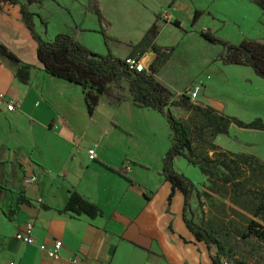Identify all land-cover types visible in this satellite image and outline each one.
<instances>
[{"label":"crops","instance_id":"0c3cea01","mask_svg":"<svg viewBox=\"0 0 264 264\" xmlns=\"http://www.w3.org/2000/svg\"><path fill=\"white\" fill-rule=\"evenodd\" d=\"M123 1L131 9L155 5L154 0H140L141 5L137 0ZM197 2L192 27L201 23L192 24L196 11L208 14L201 7L203 1ZM22 3L35 15V29L43 40L76 34L91 52L106 56L110 51L117 59L131 57L132 47L149 31L152 20L144 12L143 20L148 22L141 25L144 28L136 23L117 32L106 19L116 17L110 10L116 4L113 0H97L102 22L87 10L89 0ZM171 4L175 11L186 2L172 0ZM92 14L97 17L95 25ZM0 44L31 67V79L23 84L11 63L0 58V92L21 103L16 112L0 109V264H74V260L85 264H213L208 246L197 241L185 223V196L160 174L171 143L168 149L161 148L160 163L154 168L145 151L133 149L132 141L117 133L128 118L156 111L136 106L130 87L125 92L116 87L125 82L121 81L110 85L111 95L102 97L90 116L82 87L44 72L21 5L0 2ZM142 58L150 67L156 53L149 50ZM187 117L177 115L184 122ZM94 148L90 158L88 151ZM180 159L175 161V170ZM33 176L36 182L29 183ZM72 194L96 206L99 215L90 218L69 212L66 207ZM31 221L35 245L17 241L19 228ZM58 240L63 242L60 260L40 251V245Z\"/></svg>","mask_w":264,"mask_h":264},{"label":"rangeland","instance_id":"374dc122","mask_svg":"<svg viewBox=\"0 0 264 264\" xmlns=\"http://www.w3.org/2000/svg\"><path fill=\"white\" fill-rule=\"evenodd\" d=\"M184 1L186 5H179L174 11L172 0H154L155 5L144 6L141 10L131 9L128 1L118 3L113 0L116 4L110 10L116 17L107 16V25L117 32L124 25L135 26L136 23L144 28L141 25L148 22L143 20L142 14L149 12L148 20L152 18L149 29L154 23L159 29L156 43L176 47L168 66L155 76L167 89L170 101H178L188 93H198L195 103L212 108L219 115L245 123L256 119L264 122V79L257 77L248 67L224 64L222 59L229 61L230 53L222 45L207 42L201 34L211 32L232 45L251 41L264 46V11L251 0H245L246 3L244 0H202L204 6L201 7L208 14L200 18L201 23L192 27L190 19L198 2ZM136 2L141 5L140 0ZM128 12L130 15H124ZM181 12H184V17ZM91 18L95 25L97 17L92 14ZM177 20L181 22L179 26L176 25ZM145 62L148 63L147 60ZM116 87L125 92L129 86L122 82ZM173 111L176 117L189 115L185 122L193 138L192 156L208 157L217 163L228 162L231 171L227 173L241 186L237 189L209 178L198 167L180 159L177 172L190 179L196 187L188 218L210 229L218 240L224 242L235 261L264 264V240L252 234V229L264 230V215L261 214L264 211L260 205L264 195V170L258 171L256 166L251 168L236 158L252 157L264 164V132L240 129L232 124L228 136H214L212 130L205 127L204 116L176 107ZM150 113L128 118L125 127L117 133L131 140L133 149L139 147L145 151L149 162L157 168L161 148L170 146V129L161 114ZM235 163H238V168Z\"/></svg>","mask_w":264,"mask_h":264},{"label":"trees","instance_id":"16d2710c","mask_svg":"<svg viewBox=\"0 0 264 264\" xmlns=\"http://www.w3.org/2000/svg\"><path fill=\"white\" fill-rule=\"evenodd\" d=\"M0 2L21 5L23 20L37 44L38 58L44 72L56 79L82 87L86 108L90 116L95 113L102 97L111 95L112 88L110 85L125 81L129 84L132 100L136 106L152 109L166 119L170 129L171 146L163 160V168L160 174L171 183L173 190L177 189L185 196L184 220L188 229L197 241L204 242L208 246L212 252L213 264H222L223 259L232 264H244L233 259L224 242L218 240L210 229L197 225L187 216L196 187L190 179L175 170L177 159H185L189 164L198 167L202 174L209 178L231 184L237 189H240L241 186L240 182H236V178L227 173L231 171L228 162L217 163L208 157L195 158L192 156L193 138L191 130L186 122L174 115L172 108L176 107L204 116L205 127L211 129L214 136H228L229 127L232 124L240 129L264 132V122L261 119H256L250 123H245L237 118L224 117L212 108L193 104L189 97L184 95L179 97L178 101H170L167 89L155 79V76L165 68L176 48L161 47L155 43L159 35L156 23L152 25L143 39L132 47L131 57H142L149 50L156 53V58L150 65L149 72L140 73L130 70L124 59L113 57L110 51L106 56L91 52L78 42L76 34L58 35L52 41L43 40L35 29V15L28 10L22 0H0ZM251 2L264 11V0H251ZM28 3H32V0H28ZM86 8L96 14L102 22L97 0H89ZM203 15V11H196L192 24H196ZM176 25L179 26L180 23L176 21ZM201 34L207 42L222 45L230 53L231 58L229 61L222 59L224 64L248 67L257 77L264 79V46L251 41H243L239 45H232L218 39L211 32ZM108 40L109 38L105 36V41L108 42ZM0 58H4L11 63L17 77L23 84L29 83L31 67L22 63L1 44ZM224 155L228 156L226 153ZM236 158L240 163L251 168L256 166L258 171L264 170V164H261L258 159L247 156H237ZM235 164L238 168V163ZM108 168L124 175L120 169ZM260 205L262 211H264V195L260 199ZM66 209L76 216L85 215L95 218L99 215L98 208L78 194L70 196ZM261 214L264 215L263 212ZM257 226L259 227V225ZM252 234L264 240V230L252 229Z\"/></svg>","mask_w":264,"mask_h":264},{"label":"built area","instance_id":"2783aa9c","mask_svg":"<svg viewBox=\"0 0 264 264\" xmlns=\"http://www.w3.org/2000/svg\"><path fill=\"white\" fill-rule=\"evenodd\" d=\"M126 66L130 70H135L137 72H149V66L145 62V60L142 57H127L125 59ZM189 97L191 102L195 105V102L198 99V93H188L186 95ZM5 108L8 112H16L21 109V103L18 101H11L9 100L6 95L2 92H0V109ZM89 157L93 158L95 154V148L90 149L88 151ZM36 182V177H31L29 179V183H35ZM34 229H35V224L34 222H28L24 224L22 227L19 228L17 231L15 238L17 241L27 244V245H35V240H34ZM63 248V242L62 241H54L51 245H40L39 249L41 252H43L49 259L53 260H60V251ZM74 264H85L83 261L80 260H74ZM222 264H231L228 263L227 260H222Z\"/></svg>","mask_w":264,"mask_h":264}]
</instances>
